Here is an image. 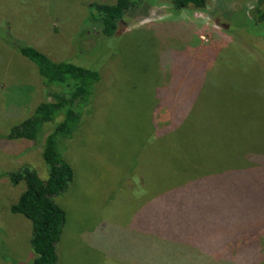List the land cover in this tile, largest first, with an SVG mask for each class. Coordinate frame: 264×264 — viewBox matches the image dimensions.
<instances>
[{"label":"rangeland","instance_id":"obj_1","mask_svg":"<svg viewBox=\"0 0 264 264\" xmlns=\"http://www.w3.org/2000/svg\"><path fill=\"white\" fill-rule=\"evenodd\" d=\"M115 1L0 0V264H30L33 258L30 222L9 211L24 183L12 186L6 174L27 164L45 178L44 140L61 120L47 123L34 142L3 138L38 104L51 101L49 92L61 90L43 84L36 66L8 46L11 36L54 61L100 74L89 113L84 111L81 125L62 147L74 176L55 198L66 213L57 264H140L139 230L128 225L169 177L159 168V143L151 138L155 90L170 81L172 69L189 64V55L199 68L218 69L221 86L235 88L237 79L250 85L260 106L253 115L264 132V28L252 26L259 0H207L203 11L179 13L171 9L173 0H142L137 13L148 6L146 15H127L119 35L106 39L90 19L89 5ZM241 70L244 78L237 73ZM156 117L160 124L167 121L163 109ZM257 140L237 137L235 148L217 152L223 157L262 151L263 157L264 136ZM213 153L210 146L204 158ZM250 186L249 211L263 212L264 179Z\"/></svg>","mask_w":264,"mask_h":264},{"label":"trees","instance_id":"obj_2","mask_svg":"<svg viewBox=\"0 0 264 264\" xmlns=\"http://www.w3.org/2000/svg\"><path fill=\"white\" fill-rule=\"evenodd\" d=\"M141 1L90 3L89 16L100 24L104 38H112L123 30L127 15H146L148 6L137 13ZM172 4L174 13L203 11L207 0H173ZM253 16L252 26L264 28L262 0ZM8 39V46L36 66L47 88H61L49 92L51 101L38 104L32 115L3 137L34 142L47 123L61 117L44 140L45 178L27 164L6 174L12 186L24 183L9 211L30 222V264H57L66 213L55 198L66 192L74 176L62 147L81 125L84 111L89 113L100 74L71 61H54L13 36ZM189 56V64L172 69L170 81L155 90L151 138L159 143V168L169 177L162 180L164 185L150 206L128 225V229L139 230L144 247L140 264H264V211H249L254 192L250 184L264 179L262 151H237L236 156L223 157L217 152L222 147L235 148L237 137L253 142L264 136L253 115L260 106L253 101L248 83L237 79L235 88L221 86L218 69L199 68L194 56ZM169 58L167 54L164 61ZM242 70L237 73L244 78ZM161 109L167 121L160 124L156 114ZM210 146L213 157L204 158Z\"/></svg>","mask_w":264,"mask_h":264}]
</instances>
